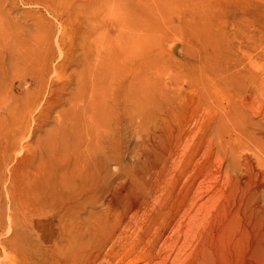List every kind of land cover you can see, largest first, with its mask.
<instances>
[{
  "label": "rangeland",
  "instance_id": "374dc122",
  "mask_svg": "<svg viewBox=\"0 0 264 264\" xmlns=\"http://www.w3.org/2000/svg\"><path fill=\"white\" fill-rule=\"evenodd\" d=\"M116 1L123 33L133 13L148 14L153 23L149 78L155 100L186 108L182 117L189 136L183 164L171 173H159L174 178L175 190L161 192L160 217L140 220L155 219L149 229L133 233V227L121 245L113 246V239L142 216V208L132 210L121 225L123 214L102 215L121 228L111 240L100 232L89 241L69 237L57 208L80 196L52 198L51 192L30 184L26 166H21L22 181L12 173L27 154L40 153L57 114H41L44 98L39 107L22 110L20 105L8 113L6 102L25 101L26 82L33 81V73L4 64L0 117L10 165L9 193L0 201V241H10L13 254H19L15 264H264V0ZM108 7L104 0H1L0 41L9 34L43 38V43L51 38L54 65L59 67L65 63L61 49H74L73 40L91 36L103 43L114 33V10ZM68 67L78 80L75 65ZM51 75L49 93L51 81L57 79L54 72ZM38 117L41 124L34 123ZM28 118L31 126L25 129ZM123 134L125 153L134 145L127 128ZM86 206L103 214L97 197L88 199ZM8 260L12 264L11 256Z\"/></svg>",
  "mask_w": 264,
  "mask_h": 264
},
{
  "label": "bare ground",
  "instance_id": "6f19581e",
  "mask_svg": "<svg viewBox=\"0 0 264 264\" xmlns=\"http://www.w3.org/2000/svg\"><path fill=\"white\" fill-rule=\"evenodd\" d=\"M104 1L114 10V33L110 32L103 43L90 40L91 36H85L82 41L73 40L74 49H61L65 63L57 67L51 38L43 43V38L21 39L9 34V39L0 41V78L4 64L22 66L33 73V81L26 82L25 101L13 98L6 102L4 108L8 113L20 105L24 106L22 110L36 104L39 107L44 98L45 110L41 114L47 118L57 114L51 135L42 143L40 153L23 157L12 170L14 178L22 181L21 166H26L31 173L30 184L40 185L42 190L51 192L52 198H66L69 193L80 196L77 202L73 199L74 206L69 201L61 202L57 215L63 231L83 241L92 240L99 232L111 240L121 230L114 220L101 218L102 215L108 217L113 211L119 212H113L115 216L123 214L121 225L126 223L132 210L139 212L142 208V216H136L134 223L116 234L113 246H118L128 240V232L133 227V233L147 230L155 219L148 223L140 220L161 216V209L157 208L160 194L167 188L175 190L176 183L174 178L168 180L159 173H171L182 166L186 156L184 142L189 135L182 117L185 105L155 100L154 85L149 78L153 23L148 14L133 13L123 33L118 23L117 1ZM62 43H65L64 37ZM76 49L80 50L79 54ZM71 65L82 70L74 71L79 76L76 81L68 73ZM108 71L111 73L107 74ZM53 72L57 79L51 81L54 87L49 93ZM33 85L35 88L31 89ZM45 94L50 95L45 98ZM28 120L27 126H23L25 129L31 126L32 119ZM33 120L37 124L42 122L40 117ZM124 128L129 130L128 136L134 145L125 153L122 151ZM4 130L0 117V201L9 193L6 183L10 162ZM136 138L140 139L139 143ZM37 156L38 164L34 161ZM153 170H158V174ZM93 197L102 201L103 214L87 211L88 199ZM15 198L18 204L23 203L19 196ZM163 235L160 233L157 237L161 239ZM10 256L15 264L19 254H13L10 241H0V264H7Z\"/></svg>",
  "mask_w": 264,
  "mask_h": 264
}]
</instances>
